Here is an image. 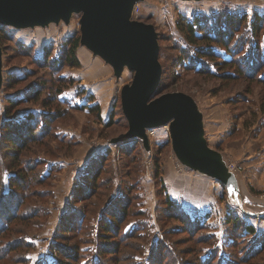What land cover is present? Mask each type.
<instances>
[{
    "label": "rangeland",
    "instance_id": "rangeland-1",
    "mask_svg": "<svg viewBox=\"0 0 264 264\" xmlns=\"http://www.w3.org/2000/svg\"><path fill=\"white\" fill-rule=\"evenodd\" d=\"M81 14L46 24L0 22V122L10 99L67 80L57 96L43 88L51 107H17L21 116L47 110L54 119L22 154L24 194L6 186L4 206L17 217L8 225L0 218V264H264V84L242 73L222 78L224 69L200 57L177 28L185 18L203 29L233 25L234 51L212 47L222 59H245L239 66L247 70L264 63V0L135 2L130 18L158 34L166 92L191 98L179 134L197 165L175 147L170 120L127 137L121 89L134 71L82 41ZM73 37H80L79 67L36 63L58 58ZM14 76L22 81L13 84ZM96 104L99 116L88 107ZM5 171L7 185L19 178ZM104 225L112 229L106 235Z\"/></svg>",
    "mask_w": 264,
    "mask_h": 264
},
{
    "label": "water",
    "instance_id": "water-1",
    "mask_svg": "<svg viewBox=\"0 0 264 264\" xmlns=\"http://www.w3.org/2000/svg\"><path fill=\"white\" fill-rule=\"evenodd\" d=\"M137 0H0V22L16 25L46 24L49 19L68 18L82 11V41L110 58L118 69L127 64L134 78L121 89V104L129 120L127 137L145 133L146 126L170 120L175 147L194 165L199 162L182 144L192 101L186 92L169 91L155 96L161 79L158 34L153 24L130 18ZM2 50L0 49V60ZM188 128V127H187ZM194 144V143H193ZM180 155V154H179Z\"/></svg>",
    "mask_w": 264,
    "mask_h": 264
},
{
    "label": "trees",
    "instance_id": "trees-1",
    "mask_svg": "<svg viewBox=\"0 0 264 264\" xmlns=\"http://www.w3.org/2000/svg\"><path fill=\"white\" fill-rule=\"evenodd\" d=\"M197 20V19H196ZM188 21L186 18L181 19L178 23L177 28L179 31L183 33L186 38V41L189 45H192L196 49V53L200 57H205L207 60H214L215 64L219 66V68H223L224 72L220 73L222 78L227 79L231 78L234 79L238 74L242 73L243 75L249 76L253 80H257L260 83L264 84V75H259L262 68H264V63L261 60H255L253 65L247 66V70H244L242 66H239L240 63H243L245 66L246 61L243 59L241 62L239 59H236L230 55V58L222 59V54L218 53L212 45H216L226 52H233V46H231L230 40L232 39V28L233 25L229 27L216 28V29H203L198 21ZM257 26L255 25V29ZM257 30V29H256ZM6 34L4 33L3 27H0V41L1 39L5 38ZM80 37H73L68 40V43L62 48L61 55H59L56 59H48V56L43 61H37L36 63L39 64L41 67L49 68L50 70H57V68L61 66H65L68 64L71 67H79L80 63L77 58V50L79 46ZM222 59V60H220ZM256 66V67H255ZM187 67L191 69H198L200 73L208 72L206 67H200L196 64L188 65ZM227 69L233 71L228 72ZM227 71V73H225ZM248 71V72H247ZM260 72V73H259ZM163 73V72H162ZM56 78V77H55ZM13 84L19 83L22 81L18 76L12 77ZM60 81L61 84H53L52 81L47 86V83H43L41 87H38L36 90L32 91L31 94L27 95L26 97H22L20 99H10L8 101V105L6 107L5 119L0 122V148L5 150V154L0 155V159L6 164L4 167H0V218L7 223L11 222L14 218L17 217V214H11L8 209L5 208L4 204L7 203L11 198L9 192L6 189V186L10 189H20L21 195L24 194L23 184L25 179V168L21 165L22 154L24 153V149L30 146L31 143H37L41 135L46 132V128L48 123H52L54 119V114L50 115L51 113L47 110L34 114L33 111H29L28 113L18 114L19 109L17 108L19 105H22L24 102H30L34 104H41L43 108L51 107V103L48 102L45 98H42V90L48 89L53 90L56 94L53 96H57L59 92L62 91L63 86L67 84V80L62 77H58L56 82ZM163 75L160 79V82L156 88L155 96L162 95L166 92V84L163 82ZM50 105V106H49ZM89 110L98 116L100 115L99 108L97 104L95 106H88ZM47 111V112H46ZM1 118V116H0ZM113 119V115L110 118V122L108 125H111ZM30 148V147H29ZM20 159V160H19ZM6 170H14L15 174L19 176V178H15V175H12L8 178L9 185L6 184ZM16 193L17 192H12ZM10 196V197H9ZM13 199V201H16ZM113 221L117 218L116 214L114 213ZM4 225L0 226V231L4 229ZM106 233L103 232V235L109 233L111 231V226H105ZM249 231L254 232V228H248Z\"/></svg>",
    "mask_w": 264,
    "mask_h": 264
}]
</instances>
